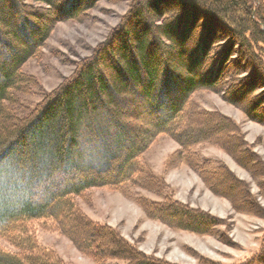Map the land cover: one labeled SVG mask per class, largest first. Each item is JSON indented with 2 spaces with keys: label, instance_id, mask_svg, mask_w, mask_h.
Listing matches in <instances>:
<instances>
[{
  "label": "trees",
  "instance_id": "16d2710c",
  "mask_svg": "<svg viewBox=\"0 0 264 264\" xmlns=\"http://www.w3.org/2000/svg\"><path fill=\"white\" fill-rule=\"evenodd\" d=\"M101 1L0 0V169L4 162L14 164L29 182L18 209L0 210V235L16 249L15 254L0 251V264H62L27 232L34 220L49 221L80 253L97 260L90 237L115 238L107 227L86 219L73 198L93 188L151 186L140 158L159 135L178 145L167 168L185 165L207 186V177L215 180L226 169L205 171L210 163L190 151L195 145L212 143L251 168L254 156L240 158L248 150L237 126L219 113L199 111L191 96L218 94L264 126L262 0H129L126 14L71 78L33 108L21 105L20 96L36 85L22 68L44 47L54 25L81 21ZM125 102L142 111L129 113L120 106ZM33 143L45 148L42 159L49 162L43 170L36 171L28 159L27 146ZM232 182L243 189V183ZM148 206L147 216L179 230L205 234L217 223L178 204ZM243 206L238 211L256 213ZM117 246L106 259L160 264L144 258L133 263L122 255L130 251ZM260 250L246 264H264V239Z\"/></svg>",
  "mask_w": 264,
  "mask_h": 264
},
{
  "label": "rangeland",
  "instance_id": "374dc122",
  "mask_svg": "<svg viewBox=\"0 0 264 264\" xmlns=\"http://www.w3.org/2000/svg\"><path fill=\"white\" fill-rule=\"evenodd\" d=\"M128 7L129 0H102L86 12L81 21L56 23L38 55L22 68V72L31 77L36 85L26 95L20 96L21 105L33 108L44 94L51 93L61 82L71 78L79 62L89 57L92 50L117 26ZM107 72L110 76L114 74ZM191 101L199 111L219 113L237 126L243 137V147L248 150V154H242L240 158L246 161L245 156H254L253 162H248L251 168L242 167L212 143L195 145L190 151L210 163L205 171L210 172L214 167L226 169L219 172L215 180L207 177L208 187L199 174L185 165L167 168V160L178 145L167 136L159 135L140 158L146 166V174L153 179L151 186L148 183L142 188L134 185L124 191L93 188L73 198L86 219L112 231L115 239H109L110 242L124 244L130 252L129 255H122L132 258L133 263L144 258L160 264H246L260 254L264 239V126L249 121L239 109L228 105L218 94L201 91L193 94ZM125 103V106H120L129 113L142 111L143 107ZM27 143L30 141L27 140ZM27 149L28 159L35 164V170H43L49 160L42 159L45 149L42 144L33 143ZM32 149L37 152H32ZM77 156L73 151L71 160L74 159L75 163ZM4 163L7 165H1L0 169V210L18 209L22 204L21 198L27 195L23 192L29 184L28 176L19 173L14 164ZM226 175L231 181L226 179ZM232 178L243 183V189L240 185L235 186ZM226 194L235 202L236 208L243 209V204H246L247 209L256 213L236 210ZM167 204L198 211L217 223L208 233L197 234L170 227L145 213V206L148 209V205ZM26 230L40 250L53 254L62 264H127L121 259H106V253L113 251L117 245H110L112 243L105 235L96 233L90 237V242L97 246L95 260L80 253L49 221H31ZM122 244L116 249L122 251L119 249L124 248ZM0 251L16 253V249L1 235Z\"/></svg>",
  "mask_w": 264,
  "mask_h": 264
}]
</instances>
